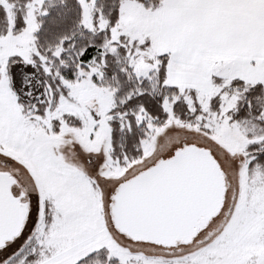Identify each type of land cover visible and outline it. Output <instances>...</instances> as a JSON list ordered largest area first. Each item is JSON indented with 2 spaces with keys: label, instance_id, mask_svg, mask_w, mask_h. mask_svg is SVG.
I'll use <instances>...</instances> for the list:
<instances>
[{
  "label": "snow or ice",
  "instance_id": "obj_1",
  "mask_svg": "<svg viewBox=\"0 0 264 264\" xmlns=\"http://www.w3.org/2000/svg\"><path fill=\"white\" fill-rule=\"evenodd\" d=\"M0 264H264V0H0Z\"/></svg>",
  "mask_w": 264,
  "mask_h": 264
}]
</instances>
